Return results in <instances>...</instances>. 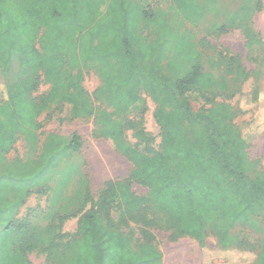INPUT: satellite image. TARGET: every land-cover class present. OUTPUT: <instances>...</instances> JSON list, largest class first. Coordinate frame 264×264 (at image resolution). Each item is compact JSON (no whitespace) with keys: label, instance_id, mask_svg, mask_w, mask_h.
<instances>
[{"label":"trees","instance_id":"1","mask_svg":"<svg viewBox=\"0 0 264 264\" xmlns=\"http://www.w3.org/2000/svg\"><path fill=\"white\" fill-rule=\"evenodd\" d=\"M167 2L166 8H152L144 0H0V162L19 135L34 143L42 127L40 116L53 105L65 104L71 106L72 118H96L98 133L133 165L129 179L107 188L104 205L90 208L79 219L77 238L66 247L68 264H162L156 245H135L110 227L103 215L116 204L145 224L144 214L156 215L178 236H188L202 248L208 232L221 249L231 251L232 231H249L259 247L256 255L246 251L256 257V264H264V225L253 218L264 212V176L249 175L248 156V136L261 124L240 125L236 112L224 103L195 111L182 97L191 90L222 91L227 81L218 82L205 72L193 42L172 30L176 16L192 22L201 18L197 0ZM92 35L96 43L90 41ZM175 40L176 49L170 48ZM88 65L98 68L101 79L94 99L112 113L97 116L83 84ZM42 80L50 88L36 96ZM141 92L155 102L154 117L161 129V150L148 154L126 143L122 125L113 118L135 110ZM263 94L259 88L247 99L259 107ZM54 148L48 141L43 146L45 151ZM70 148L80 151L78 135L70 139ZM135 184L148 195L135 193ZM86 197L87 191L84 202ZM23 225L34 229L28 222ZM48 227L42 243L54 240L52 225ZM17 231L13 222L7 239L0 240V264H33L23 239L12 249Z\"/></svg>","mask_w":264,"mask_h":264},{"label":"rangeland","instance_id":"2","mask_svg":"<svg viewBox=\"0 0 264 264\" xmlns=\"http://www.w3.org/2000/svg\"><path fill=\"white\" fill-rule=\"evenodd\" d=\"M197 2L203 11L201 18L192 22L176 16L171 21L172 30L193 42L205 72L218 82L225 79L227 84L222 91L216 88L191 90L185 91L182 97L195 111H207L224 103L236 112L235 121L240 125L251 121L260 123L258 130L248 136L251 141L249 175L252 178L264 176V101L262 99V106L258 107L247 99L257 89L264 88V0ZM144 3L152 8L168 5L167 0H144ZM90 41L96 43L95 36L92 35ZM177 44L175 40L174 46L169 47L175 48ZM83 73V84L95 102L97 116L112 113L111 108L94 99L101 86L98 68L88 65ZM49 88L42 80L35 95L42 96ZM1 93L4 94V89ZM261 97L264 98V94ZM139 98L135 110L113 118L122 125L128 145L147 154L153 153L161 150V129L154 117L156 104L145 92H141ZM39 121L42 127L36 134L42 130L40 144L35 139L34 143L23 145L27 139L19 135L14 148L0 162V240L7 239L9 227L16 222L18 231L11 240L13 250L18 249L23 239L26 255L33 264H68L71 254L67 248L77 238L79 219L90 208L99 210L104 205L107 188L116 180L129 179L133 165L98 133L96 118H72L69 105H53ZM139 132L146 138H141ZM75 134L80 142L78 152L70 148V139ZM46 137L55 147L53 150L42 148ZM134 192L148 195V190L138 184L134 185ZM35 194L37 199L33 201ZM29 200H32L31 206L24 205ZM37 201L48 206L36 208ZM71 210L70 216H64ZM103 216L110 227L128 235L135 245L142 242L156 245L163 254L162 264H206L207 260L210 264H256V257L246 250L256 255L259 240L241 228L232 231L234 247L224 251L213 233H207L206 247L202 248L194 239L178 236L149 212L144 214L146 224L138 216H128L120 204ZM253 218L264 225V212H257ZM27 222L33 224L34 229L23 225ZM50 225L54 240L42 243L41 238Z\"/></svg>","mask_w":264,"mask_h":264},{"label":"crops","instance_id":"3","mask_svg":"<svg viewBox=\"0 0 264 264\" xmlns=\"http://www.w3.org/2000/svg\"><path fill=\"white\" fill-rule=\"evenodd\" d=\"M41 133H42V130H41V132L39 131V132L35 135V139H36V142H37L38 144H40V142H41ZM48 134H49V133H48ZM46 138H47V140H46V142H44V144H46L47 141H48V137H46ZM42 141H44V138H42ZM23 145H28V142H24ZM43 146H44V145H43ZM43 146H42V148H43ZM40 188H41V187H40ZM35 195H36V194H35ZM29 197H30V196H29ZM33 197H34V198H33V201L37 199V195H36V196L33 195ZM38 199H39V198H38ZM31 201H32V200H29L28 203H25L24 205H29V204L31 203ZM24 205H23V206H24ZM29 206H31V204H30ZM35 206H36V208H37V206H44V207H46V206H48V205H42V204L40 203V201H37V203H36ZM30 209H31V208H30ZM32 210H33V209H32ZM38 211H40V210H38ZM70 212H72V210H71ZM57 214H58V213H56L55 215H57ZM55 215H54V216H55ZM62 215H64V213H62ZM54 216H53V217H54Z\"/></svg>","mask_w":264,"mask_h":264}]
</instances>
